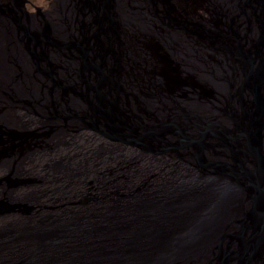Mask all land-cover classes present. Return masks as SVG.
I'll return each instance as SVG.
<instances>
[{"label":"water","instance_id":"1","mask_svg":"<svg viewBox=\"0 0 264 264\" xmlns=\"http://www.w3.org/2000/svg\"><path fill=\"white\" fill-rule=\"evenodd\" d=\"M12 2L11 8L0 10L2 36L10 35L12 43L18 40L32 58L30 63L40 80L36 97L40 111H30L47 126L50 122L55 125H49L43 134L32 131L28 135L0 126V161L25 155L29 144L51 141L54 132L64 128L75 134H91L109 146L135 149L161 164L171 163L178 170L174 180L143 182L133 195L116 193L121 196L119 200L110 197L104 202L107 206L91 214L93 218L110 217L119 225L112 221L97 224L96 220L84 224V230L105 228L108 235L128 233L139 245L129 243V238L127 243L116 242L112 254L119 258L128 251L162 254L163 249L180 255L175 258L187 256L194 262L205 259L204 264H264V0H224V7L216 0H68L61 17L63 28L56 33L46 12L37 8L35 14L28 12L27 0ZM140 21L156 25L146 34L125 28L126 23L134 27V22ZM202 44L231 66L229 77L223 75L217 80L208 70L205 77L184 76L181 67L192 59L188 50ZM6 53L14 55L8 50ZM132 56L135 66L129 62ZM208 80L220 84L227 94L217 119L212 118L216 106H189L196 99L190 96L193 92H179L190 86L189 81L205 86L209 83L212 90L218 88ZM143 98H150L152 105ZM206 107L210 115L195 109ZM57 137L58 143L52 144L60 149L66 140ZM36 140L40 142L34 143ZM121 188L131 193L127 185ZM96 199L80 204L86 207ZM240 202L241 213L235 217L234 203ZM17 209L23 214L31 211L1 203L0 216L16 213ZM194 216L201 217L203 228L190 234L187 229L197 230L189 221ZM75 227L64 224L60 229L67 235ZM217 232L220 237L209 244L210 249L205 244L192 247ZM57 234L60 232L52 230L40 238L46 240ZM45 247L51 250L49 245ZM99 248L89 250L97 252ZM26 249L30 248L21 250ZM84 250H75L77 256H70L62 264H76L77 258L83 264L87 260ZM29 254L30 264H58V259L43 262ZM8 263L5 255L0 257V264ZM108 264L118 263L110 260Z\"/></svg>","mask_w":264,"mask_h":264},{"label":"rangeland","instance_id":"2","mask_svg":"<svg viewBox=\"0 0 264 264\" xmlns=\"http://www.w3.org/2000/svg\"><path fill=\"white\" fill-rule=\"evenodd\" d=\"M27 1L25 8L28 12L35 14L37 13L36 8L40 9L42 13H47V18H52L53 21L55 20V27H59V30L55 28L57 32L63 28L61 17H63L62 13L64 14V12H66L68 0L62 1L65 3L63 7L56 9V11L59 12L58 14L53 13L57 0ZM216 2L218 5L224 7V0H216ZM197 13H199L201 17L206 19L209 18L208 14L203 11H197ZM132 16L134 21L136 17L134 15ZM38 20H40V18H37V21ZM154 25L156 24H153V22L143 23L140 21L134 22V27L137 30L129 23H126L125 28L128 32L132 31L133 33L135 32V34H139L141 32L144 33L146 30H151ZM150 34H153L152 31ZM140 40L144 41L143 38ZM157 41L159 42L162 40ZM165 45L164 43V46ZM202 45H196L194 48L195 52L191 50V48L188 50V54L192 56V59L189 61L186 60L184 64L182 63L181 69L185 72L184 76L188 78L192 76L191 74H199L200 77H205L209 75L207 72L208 70L216 74V77H218L217 80L223 75L229 77L230 71L227 69V66L224 65L223 60H220L211 53L206 48V45ZM165 50H169L167 45ZM1 52L3 53V51ZM196 56H198L199 59H196ZM132 57L133 58L130 59L129 62L135 66L133 60L136 61V58L134 56ZM8 63L10 66L7 63L6 65L10 67L13 72L15 67L14 63ZM4 69H7V67L4 66ZM195 69L200 70V72ZM7 71L9 72L8 69ZM32 73V67L30 66L28 74L32 75ZM14 74L15 73H13V75H6L8 79H12ZM21 80L22 82L25 81V86L28 87L29 78L23 77ZM189 84L190 86L183 87L179 91L184 94L191 93L190 91L193 92L190 96L196 99H194L189 106L199 107L202 104V106L205 105L209 108L216 106V110L213 113L216 116L222 115L221 113L222 109L225 107V98L227 94L220 84L217 86L213 82H210V84L218 87L216 89L214 88V90H212V86L209 85L207 87L204 83H192L189 81ZM157 85L160 86V83L157 82ZM163 87L167 89L165 85H163ZM21 91L23 92V90ZM197 97L203 99V101L200 102V100H197ZM8 104H12V102L5 97H0V110H4V112H0V116H3V118H0V126L6 124L8 129L19 130L18 132L21 131L23 135H28V132L32 131H38L40 134H43L47 131V128L51 126L50 123H48L47 126V123L37 119L32 121L33 123L29 125H24L26 124L24 121L27 120L28 117L23 118L25 117L23 112L11 110ZM13 104L16 105V102L14 101ZM19 116H21V118ZM57 136H61V139L63 137V140H66L64 145L61 144L62 146H60V149H57L56 145L52 144L53 142L56 144L58 143L56 140H59V138L57 137L56 139V136L54 139H51V141L47 139L42 140L43 143L40 142V140H36L34 143L40 142L43 148H37L34 153L29 150L26 152L25 158H18L16 154L12 159L7 160L8 162H5V166L0 169V204L4 203L9 206H19L22 210L23 208L32 209L30 215L20 213L18 210L15 214L0 217V257L5 255L4 253L6 252H18L20 255L24 256V260L28 256L29 259V250L21 249L27 247H31L30 249H32V247H35L33 250L37 251L39 244L48 245V241H51L52 237L44 240L45 238H40V236L44 237L42 234L50 233L52 230L53 232H57L60 226L64 224H66V226L69 224L76 225L75 222H78L83 216V214H77L76 212H85L87 208L93 210V212H97L98 210L101 211L103 209L102 207L107 206L104 202L110 197L116 200L120 199L121 196H116V193L122 196L133 195L134 191L140 188L145 182H147V184H152V182L155 184L162 183L165 180H174L177 175L174 172L178 170L171 163L161 164L156 162V159L149 158L145 155V161H143L140 159V155L142 154L137 150L134 151L129 148L106 145L95 136L85 132L77 134L62 132ZM48 146L51 147V149L48 148ZM137 164L140 167L139 169ZM153 166H156V168ZM64 167L66 170H64ZM139 170L142 171L138 173ZM181 172L183 175H187V172L182 170ZM80 173L82 177H78L81 176ZM30 181L32 183L28 185L24 184V182L27 183ZM91 183L94 185L90 188ZM123 185H127L131 193L121 188ZM86 199L96 200L90 201L86 207H83L80 203ZM128 200L130 199L128 198ZM234 206V216L238 217L241 213V202L237 205L234 203ZM93 212L87 210L86 213L91 215ZM31 216L32 221L29 220ZM44 218H47L46 221H44ZM58 221L61 223H57ZM27 225L31 227V230L30 227L26 230L24 229ZM6 232L9 235L12 233L14 238L21 237L22 240L19 242L21 247L19 245H11L12 243L10 240H12V242L14 241L12 238H7V234L5 236ZM28 232H32V234L36 236L39 235V237L36 239L30 237L28 238L30 239V243H27L25 242L27 237L24 238V236ZM67 234H69V232ZM186 257L173 258L167 262V264H177L178 261H182V259H186ZM193 258L194 256L191 255V259ZM31 261V259L26 260L27 263ZM184 262L187 264L192 262L193 264L194 261L186 259ZM184 262L183 264H185ZM204 262L205 259H202L201 264H204Z\"/></svg>","mask_w":264,"mask_h":264},{"label":"bare ground","instance_id":"3","mask_svg":"<svg viewBox=\"0 0 264 264\" xmlns=\"http://www.w3.org/2000/svg\"><path fill=\"white\" fill-rule=\"evenodd\" d=\"M62 1H65V0H57L58 3L55 6V11L53 12L54 14L55 13L58 14L59 12L56 11V9L63 7V5L65 4ZM12 3H13L12 0H0V10L11 8L12 5H10V4H12ZM141 4H145V3L141 2ZM135 5L139 6V4L137 2ZM48 20L50 22V25H52V29H53L52 32L56 33L57 30H55V28L58 29L59 27H57V26L55 27V23H54L55 20L53 21L52 18H48ZM0 22H2V19L0 20ZM2 33H3L2 30H0V50L3 51V53H4L3 54L0 51V97H5L9 101L12 102V104H8V106L11 107L10 108L11 110L23 112L25 117H23V116L22 117L23 118L28 117L27 120L29 121L28 122L27 120H25L24 122L26 124H24V125H29L30 123H33L32 121H34L36 119L41 120V118H38L36 115L31 113V111H30L33 109H35V111H40L38 108L37 101H36V97L39 96V93H40L38 90L39 89L38 88V85H39L38 82L40 80L36 79V70L32 67L33 66V65H31L32 62L30 63V60H32V58L23 48L20 47L18 40H16V42L14 41V43H12L13 39L10 38L11 36L9 35L7 38H5L2 36ZM198 46H200V45H198ZM7 50L9 51V53H13L14 55L12 57H10V55L8 53H6ZM8 62L14 63L15 67H14L13 72L10 69V67H8L6 65V63H7L10 66V64ZM223 63L225 66H227V69L229 71H232L231 66H228L226 64V60H223ZM4 66L7 67L9 72L7 71V69H4ZM30 66L32 67V72H33L32 75L28 74V69ZM13 73H15L13 78L8 79L6 74H12L13 75ZM229 73H231V72H229ZM24 74H26V75H24ZM23 77L29 78L28 87L25 86V81L22 82L21 79ZM208 81L211 82V80H208ZM36 84H38V85H36ZM208 85H209V83L206 84V86H208ZM21 90H23V92ZM143 99L148 101V103L152 105V101L150 100V98H143ZM14 101L16 102V105L13 104ZM75 104L76 103L71 101L72 106L76 107ZM153 106H155V105L153 104ZM195 109H200L202 111L204 110L205 113L207 112L206 114L210 115L208 113L209 110H207L206 108L205 109L195 108ZM0 112H4V110H0ZM19 117L21 118V116H19ZM218 117H220V116L215 115L212 118L217 119ZM0 118H3V116H0ZM50 124H51V126L55 125L54 122H50ZM70 129H71V125H70ZM8 130H16V129H8ZM16 131H19V130H16ZM62 132H72L73 133V131H71V130L67 131L64 128H60V130L54 132L53 137H55V136L57 137V135L61 134ZM29 148L32 151V153H34L37 148L40 149L43 147L41 145H38V144L37 145L36 144H34V145L29 144ZM133 150L136 151L135 149H133ZM24 156H26V155H19V156L17 155L18 158H23ZM140 157H141L140 159L145 161L144 155H140ZM12 158L13 157H11L9 159H12ZM4 160H7V159H4ZM4 160L0 161V165ZM137 167H138V169L140 168L138 164H137ZM141 171L142 170H139L138 173ZM15 207H17V206H15ZM87 210L91 211L89 208H87ZM87 210L85 212L83 211V212L79 213V214H83V216L79 219L78 222H75L76 225H74V226H76V227H75L73 233H71V234L69 233L66 235V230L59 229L60 234L59 235L57 234V236L52 238L51 241H48V245H49V248L51 250L47 251L46 247L44 245L43 247L38 246L37 253H36V251L33 250V248H35V247H32L31 250L29 249V252L33 255L35 254L36 257L43 259V260H41L43 262L51 261V259H53L55 262V260L58 259V261H57L58 264H62L70 256H73V257L77 256L75 253V250H80L83 248H86V250H84V252H85L84 256H87V260L83 264H108L110 262V260L112 262L115 261L118 264H124V263L125 264L126 263H130V264H167L168 261L166 260V263H165V259L170 260L172 258L180 256V255H172L169 252L165 253V251L163 249H161L162 254L160 252H158L156 254H152L149 251L145 252L144 254H142L140 251H138V252L128 251V252H126V254L123 257H120V258L114 257L115 254H112V251H115V249H116V248H114V245L116 242L118 243V241L122 240L125 243H127V238H129L128 242L131 244H137L138 242L135 241V239L131 238L128 235V233H125V232H124V234H117V235L109 234L108 235V233L105 232L106 230H103L105 228L98 229L97 232H86L84 230L83 225L86 224L87 222H92V221H96V220L99 221L97 224H106L107 222L112 221L113 223H115L114 225H116V224L119 225V223H117L116 221H114V219H112L110 217H107V218H98L97 217L98 219L93 218V215L95 213H98L99 210L97 212L91 211V212H93L92 216L85 214L87 212ZM15 212L17 213L18 209ZM31 212H32V209L26 215H30ZM76 213H78V212H76ZM99 213L101 214V212H99ZM12 214H15V213H11V214L0 216V217L9 216ZM194 217H196V218H194L193 220H189V221L193 222L192 224H195V226L197 228H193V229L194 230L197 229V230L195 232H193V230L191 228L187 229L190 234L200 233V231H202V230H200V228H203V227H200V225L203 224V220L201 219V217H198V216H194ZM135 219L136 218H134V217L132 218L133 221H135ZM29 220L32 221V216L29 218ZM57 220H63V219H57ZM120 221H123V220H120ZM183 224L186 226L187 223H183ZM132 229H134V228L132 227ZM76 232L78 233V235L76 238H74V234ZM34 235L35 234H32V232H28L24 236V238L27 237L25 242L30 243V239H28V238H30V237L33 238ZM125 235H127V236H125ZM219 237H220V233L217 232V233H215V235L211 239L208 238L207 240L204 239L203 241L198 240L199 242H194V245H192V247H195V248L197 246L201 247L205 244L206 246H208L206 248L208 250V249H210L209 244H211L213 241H217V239H219ZM11 238L13 239L14 236H12ZM15 239H16V241L12 242L11 245H17V246L19 245L20 246L19 242L22 240V238L17 237ZM72 240L74 241V244H72ZM137 240L141 241L142 239L137 238ZM102 242L105 244V247H103ZM95 245H98V246H95ZM138 245L139 244H137L136 246H138ZM58 247H59V249L57 250ZM98 247H101V248H99L101 250H98L97 252L89 250L90 248H98ZM39 250H40V253H39ZM10 253L11 254L4 253L5 259L7 260V262L9 261L8 264H30V262L26 263V261H25L26 259L24 260V256L20 255L18 252L17 253L10 252ZM81 254H82V252H81ZM96 254H101V256L96 257ZM75 263L76 264H82L80 262L79 258H77ZM188 264H192V262L188 263ZM193 264H201V260L193 262Z\"/></svg>","mask_w":264,"mask_h":264},{"label":"flooded vegetation","instance_id":"4","mask_svg":"<svg viewBox=\"0 0 264 264\" xmlns=\"http://www.w3.org/2000/svg\"><path fill=\"white\" fill-rule=\"evenodd\" d=\"M26 156H24L23 158H25ZM8 160V159H7ZM7 160H4L2 163H1V165H0V169L2 168V167H4L5 165V162L7 163L8 161ZM10 160V159H9ZM22 160V159H21ZM20 160V161H21Z\"/></svg>","mask_w":264,"mask_h":264}]
</instances>
